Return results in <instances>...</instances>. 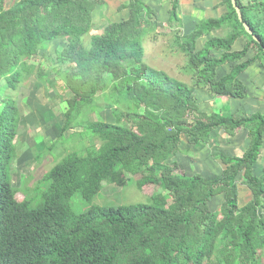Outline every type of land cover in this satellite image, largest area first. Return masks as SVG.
Masks as SVG:
<instances>
[{
    "label": "trees",
    "instance_id": "obj_1",
    "mask_svg": "<svg viewBox=\"0 0 264 264\" xmlns=\"http://www.w3.org/2000/svg\"><path fill=\"white\" fill-rule=\"evenodd\" d=\"M7 2L0 0V83L6 81L0 87V264H264V175L253 174L261 154L264 113H207L196 97L198 89L247 96L240 75L256 61L264 66V2L250 6L249 13L245 0H237L261 43L246 31L232 0H226L222 17L203 21L189 34L164 27L148 9L145 18L135 10L129 19L109 21L103 33H95L92 13L102 0ZM224 25L231 32L198 49L201 36ZM240 36L248 42L234 51ZM62 38L66 45L50 69L66 86L59 92L69 91L72 97L59 139L66 142L67 130L82 127L77 134L83 141L101 144L88 151L74 148L33 189L27 188L35 192L47 187L39 205L32 207L31 197L12 179L20 154L16 136L21 111L8 88L18 91L34 72L48 82L49 74L34 60ZM149 43L184 56V76L147 63ZM250 48L256 54L245 59ZM214 49L224 53L215 57ZM227 62L236 64L218 79L217 68ZM187 75L191 81L183 79ZM104 104L114 106V121L91 120L89 113ZM217 128L230 135L248 129L250 147L243 156L217 154L225 165L219 175L183 172L181 163L172 160L181 152L182 136L202 148ZM104 182L122 188L120 203L96 201L102 198ZM243 182L253 198L240 205ZM130 183L147 202H127ZM151 186L163 191L146 190ZM219 194L225 200L214 211L210 204ZM75 195L84 200V211L73 208Z\"/></svg>",
    "mask_w": 264,
    "mask_h": 264
},
{
    "label": "crops",
    "instance_id": "obj_2",
    "mask_svg": "<svg viewBox=\"0 0 264 264\" xmlns=\"http://www.w3.org/2000/svg\"><path fill=\"white\" fill-rule=\"evenodd\" d=\"M15 1L8 0L7 5L13 4ZM93 1V0H92ZM256 2L261 3L264 0H245L248 11L251 13L250 6ZM176 3L177 16L173 17V7ZM153 12V17L163 23L164 27L177 28L180 34H189L199 26L203 21L209 19H218L222 17L228 10L226 0H102L95 5L93 10V31L98 34L104 32L109 21H122L129 19L133 11H143L141 16L145 18L146 10ZM264 16V14H263ZM232 27L224 25L221 28L211 31L207 35H203L198 39V49H201L212 38L223 37L231 32ZM52 43L49 49H62L65 45L64 39H59ZM248 40L245 36H240L233 44L234 51H241L245 48ZM48 49V50H49ZM224 53L223 49H214L215 57H220ZM256 54L253 48L249 49L247 58H252ZM236 62H227L217 68L218 79L231 73ZM240 79L245 83L248 89L246 97L237 98L225 94L211 95L208 92L198 89L196 91L197 101L201 106L208 107L209 111H216L223 114L232 113L238 117L249 116L254 113H264V66L256 61L252 63L240 75ZM250 132L246 128L237 130L234 135H230L223 128H217L212 132L209 142L206 146L198 148L188 141L187 135L182 136L181 152L175 156V160L181 163L182 169L190 175L200 173L205 177L215 176L222 173L225 165L216 158L217 154H225L227 156H243L250 147ZM197 150L199 152V161H192L193 157L186 150ZM184 151V152H182ZM253 174L257 177L264 175V135L261 145V154L259 159L253 166ZM241 184L242 204L248 203L253 198V193L247 184ZM225 200L224 194L215 196L213 203ZM215 206V205H214ZM215 209H217L215 207ZM264 213V208H261Z\"/></svg>",
    "mask_w": 264,
    "mask_h": 264
},
{
    "label": "rangeland",
    "instance_id": "obj_3",
    "mask_svg": "<svg viewBox=\"0 0 264 264\" xmlns=\"http://www.w3.org/2000/svg\"><path fill=\"white\" fill-rule=\"evenodd\" d=\"M64 45H66V40ZM146 46L148 49L145 57L147 63L157 66L158 68L166 69L170 74L179 78L184 76V67L187 64V59L184 56L172 53L164 46V44H159L158 46L153 47L152 44L149 43L146 44ZM58 47L56 50L53 48L41 50L39 55L34 60V62L38 64L45 73L49 74L46 78L48 82L42 83L39 80L40 78L38 75L34 72L31 76H28V80H24L22 84H20V80L19 83L16 84H20L21 86L18 91L10 86L8 88L11 96H16L21 111L20 126L16 136V142L18 143L17 145L19 147L20 154L16 157L12 165V179L13 183L19 187L26 196L31 197L30 200L32 207H37L39 205L41 194L47 187L43 184L35 192H32L31 190L27 192V188L33 189L37 182L44 178L46 172H48L58 161H60L74 148H81V146H83V151H88L92 148H98L101 144V142L97 139H95L94 144H91L89 140L87 141V139L83 141V139H81L82 135L77 134L78 132L84 130L82 127H75L67 130L64 135L66 138H70L66 142H64L63 138L59 139V132L65 121V112L68 109L67 99L72 97V93L69 91L66 94L64 93L66 86L63 83V80L56 76L54 70L50 69L56 65V54L57 51L61 49H58ZM183 79L189 81L190 76L187 75ZM53 82L56 84V87H54ZM4 84H6V81L4 83V80H2L0 87H3V89ZM3 89L0 91L2 94ZM62 89L64 92L60 93L59 91ZM1 98H3V96L0 94V99ZM200 108L207 113H212V108H210V111L208 107L201 106ZM113 109V105L104 104V108L102 110L90 112L89 118L93 121L103 120L112 122L115 119ZM190 151L191 152L187 153H191L190 155L193 157L192 161H199V152L197 150ZM174 158L172 160H175ZM182 171L185 172L184 170ZM139 177L140 175L138 178ZM129 186L131 188H128L127 202L148 201V197L140 192L136 185L130 183ZM121 189L122 188L116 184L104 182V188L101 193L102 198H100V195L96 201L120 203L121 197L125 195L120 192ZM146 190L163 191L159 186L154 188L151 186ZM240 200L241 199H239V201ZM221 204V201L218 200L216 204L214 202L210 205L212 210L219 211ZM72 205L77 212L84 211L87 207L84 200L81 199L79 195L74 196ZM240 205L244 204L240 202Z\"/></svg>",
    "mask_w": 264,
    "mask_h": 264
},
{
    "label": "water",
    "instance_id": "obj_4",
    "mask_svg": "<svg viewBox=\"0 0 264 264\" xmlns=\"http://www.w3.org/2000/svg\"><path fill=\"white\" fill-rule=\"evenodd\" d=\"M232 4H233V6H234V8H235V10H236V12H237V14H238V17H239L240 21L243 23V25H244L246 31H247L250 35H252L253 38H254L257 42L261 43V39H260V37H259L257 34H255V31L253 30L252 26H251V25L245 20V18H244V14H243V11H242L241 7L238 5L237 0H232Z\"/></svg>",
    "mask_w": 264,
    "mask_h": 264
}]
</instances>
